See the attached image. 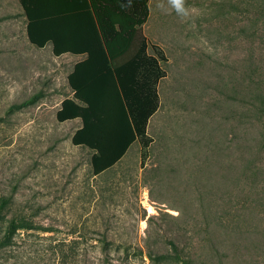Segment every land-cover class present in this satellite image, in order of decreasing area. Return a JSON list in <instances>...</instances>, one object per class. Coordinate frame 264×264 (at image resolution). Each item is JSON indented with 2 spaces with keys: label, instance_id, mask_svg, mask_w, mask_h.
Instances as JSON below:
<instances>
[{
  "label": "rangeland",
  "instance_id": "1",
  "mask_svg": "<svg viewBox=\"0 0 264 264\" xmlns=\"http://www.w3.org/2000/svg\"><path fill=\"white\" fill-rule=\"evenodd\" d=\"M184 6L148 0L158 106L94 175L80 118L55 117L78 56L32 45L18 0H0V238L19 220L0 264H182L171 239L194 264H264V0Z\"/></svg>",
  "mask_w": 264,
  "mask_h": 264
},
{
  "label": "trees",
  "instance_id": "2",
  "mask_svg": "<svg viewBox=\"0 0 264 264\" xmlns=\"http://www.w3.org/2000/svg\"><path fill=\"white\" fill-rule=\"evenodd\" d=\"M18 2L32 45L43 47L49 42L54 55L81 56L67 75L71 95L61 100L55 117L58 121L80 118L71 142L92 151L94 175L107 170L134 140L147 137V120L158 106L156 86L164 75L160 62L166 58L140 31L148 17V0ZM27 103H12L7 109L17 110ZM8 203V197H1L0 218ZM18 224L16 218L9 221L0 246ZM169 243L182 264H194L190 257L179 256L174 240ZM146 256L156 264L165 262L150 251Z\"/></svg>",
  "mask_w": 264,
  "mask_h": 264
},
{
  "label": "clouds",
  "instance_id": "3",
  "mask_svg": "<svg viewBox=\"0 0 264 264\" xmlns=\"http://www.w3.org/2000/svg\"><path fill=\"white\" fill-rule=\"evenodd\" d=\"M168 3L171 5L172 8L176 10V12L182 16H187L188 11L185 8V0H168ZM163 7V5H160Z\"/></svg>",
  "mask_w": 264,
  "mask_h": 264
},
{
  "label": "crops",
  "instance_id": "4",
  "mask_svg": "<svg viewBox=\"0 0 264 264\" xmlns=\"http://www.w3.org/2000/svg\"><path fill=\"white\" fill-rule=\"evenodd\" d=\"M71 55H72V54H71ZM75 56H78V59L81 57L80 55H75ZM78 59H77V60H78ZM75 61H76V60H75Z\"/></svg>",
  "mask_w": 264,
  "mask_h": 264
},
{
  "label": "bare ground",
  "instance_id": "5",
  "mask_svg": "<svg viewBox=\"0 0 264 264\" xmlns=\"http://www.w3.org/2000/svg\"><path fill=\"white\" fill-rule=\"evenodd\" d=\"M147 204H148V203H147ZM149 206H150V205H149ZM149 206H148V207H149ZM149 210H150V209H149Z\"/></svg>",
  "mask_w": 264,
  "mask_h": 264
}]
</instances>
